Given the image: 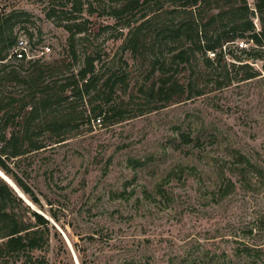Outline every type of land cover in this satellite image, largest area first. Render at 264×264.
Returning <instances> with one entry per match:
<instances>
[{
	"label": "rangeland",
	"instance_id": "obj_1",
	"mask_svg": "<svg viewBox=\"0 0 264 264\" xmlns=\"http://www.w3.org/2000/svg\"><path fill=\"white\" fill-rule=\"evenodd\" d=\"M90 2L81 0L85 10ZM248 3L253 8V1ZM64 4L0 0V13L24 12L14 20L13 32L39 52L49 47L40 58L50 61L68 53L63 18L74 13H61L70 10ZM78 18L88 23L76 37L74 66L94 56L100 73L124 75L113 98L122 104L125 120L82 121L66 129L65 141L10 164L39 205L2 172L22 201L9 204L15 212L27 217L31 209L49 222V246L40 254L48 264H264V59L233 50L249 60L244 63L256 71L255 78L237 82L242 72L234 68L232 83L215 90L203 74L201 95L163 105L144 92L149 64L140 67L124 49L127 29L101 9ZM253 22L258 30L257 17ZM237 46L249 49L251 43ZM6 64L18 65L13 59ZM188 75L177 78L185 84ZM5 90L17 93L20 87L11 83ZM237 153L260 171L240 176ZM227 180L233 187L223 197L219 190ZM244 247L253 253L239 255Z\"/></svg>",
	"mask_w": 264,
	"mask_h": 264
},
{
	"label": "trees",
	"instance_id": "obj_2",
	"mask_svg": "<svg viewBox=\"0 0 264 264\" xmlns=\"http://www.w3.org/2000/svg\"><path fill=\"white\" fill-rule=\"evenodd\" d=\"M252 1L253 8L248 0H108L107 4L92 0L85 10L81 0H66L64 6L68 2L70 10L61 13H74L72 18H63L67 20L62 27L69 34L68 53L50 61L17 60L11 54L18 38L13 32L14 20L24 12L0 13V170L32 204L39 205L10 164L16 166L23 156L65 141L66 129L77 128L82 121L90 123L94 119L114 124L125 120L122 104L113 98L118 85L125 81L124 75L100 73L94 56H86L83 65L75 68L76 42L80 39L76 37L87 31V20L76 22L82 12L92 15L101 9L127 29L124 49L140 67H144L145 61L149 64L146 81L150 84L142 90L150 99L156 97L168 105L201 95L203 90L198 88V81L203 74L211 77L206 84L211 83L215 90L232 83L234 78L229 72L234 68L237 73L242 72L235 79L237 82L257 76L244 63L249 60L233 55L234 50L248 55L250 60L264 59V0ZM54 13L51 10L48 17ZM255 17L258 30L253 22ZM239 41L250 42V48L238 47ZM11 59L18 65L6 64ZM24 62L28 64L26 69L22 68ZM188 71L184 84L177 75ZM11 83L20 87L17 93L5 90ZM79 106H83L80 113L76 110ZM183 140L189 139L183 136ZM236 164L240 176L260 171L238 153ZM227 183L219 190L223 197L233 187L229 180ZM15 201L22 204L0 179V264H48L45 255L40 254L49 246L48 220L31 209L26 211L28 218L20 215L9 205ZM237 253L251 255L253 250L244 247Z\"/></svg>",
	"mask_w": 264,
	"mask_h": 264
},
{
	"label": "built area",
	"instance_id": "obj_3",
	"mask_svg": "<svg viewBox=\"0 0 264 264\" xmlns=\"http://www.w3.org/2000/svg\"><path fill=\"white\" fill-rule=\"evenodd\" d=\"M49 51V47H44L41 52H39L38 50H35V48H31V45L24 37H18L11 54L17 60H34L39 59L43 54L48 53Z\"/></svg>",
	"mask_w": 264,
	"mask_h": 264
},
{
	"label": "bare ground",
	"instance_id": "obj_4",
	"mask_svg": "<svg viewBox=\"0 0 264 264\" xmlns=\"http://www.w3.org/2000/svg\"><path fill=\"white\" fill-rule=\"evenodd\" d=\"M0 176H1L2 178H4V179H5V180H6L11 186H13L12 182L9 181L8 178H6V176H4L3 173L0 172Z\"/></svg>",
	"mask_w": 264,
	"mask_h": 264
},
{
	"label": "water",
	"instance_id": "obj_5",
	"mask_svg": "<svg viewBox=\"0 0 264 264\" xmlns=\"http://www.w3.org/2000/svg\"><path fill=\"white\" fill-rule=\"evenodd\" d=\"M0 172L2 173V171L0 170ZM1 177V176H0ZM2 178V177H1ZM4 181H5V179L4 178H2Z\"/></svg>",
	"mask_w": 264,
	"mask_h": 264
}]
</instances>
